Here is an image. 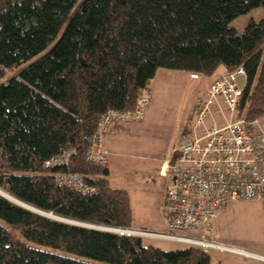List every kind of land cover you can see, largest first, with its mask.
Masks as SVG:
<instances>
[{"label":"trees","instance_id":"16d2710c","mask_svg":"<svg viewBox=\"0 0 264 264\" xmlns=\"http://www.w3.org/2000/svg\"><path fill=\"white\" fill-rule=\"evenodd\" d=\"M262 6L0 0V191L60 219L0 195V264H211L198 247L164 251L141 237L88 227L133 228V212L128 193L110 186L107 165L89 162L86 151L101 118L136 110L159 70L212 77L242 67L238 113L264 119V20L242 31L230 26ZM189 135L186 126L182 137ZM69 150L68 166L44 168ZM59 173L81 176L95 193L57 186Z\"/></svg>","mask_w":264,"mask_h":264},{"label":"built area","instance_id":"2783aa9c","mask_svg":"<svg viewBox=\"0 0 264 264\" xmlns=\"http://www.w3.org/2000/svg\"><path fill=\"white\" fill-rule=\"evenodd\" d=\"M191 74L190 78L198 79ZM246 80L242 67L220 74L196 104L193 134L182 139L172 156L160 168L159 175L168 177L163 198L165 233L154 234L171 242L194 246L209 252L212 248L235 252L231 247L208 241L213 231L212 221L229 205L249 200L259 201L264 209V128L258 119L250 120L238 113L243 89L237 80ZM150 90H145L133 112H107L89 140L86 159L106 166L108 154L103 148V136L110 126L139 122L149 104ZM216 110V119L212 111ZM209 121L210 126L205 124ZM198 130L201 133L198 134ZM74 150L52 157L44 168L68 166ZM59 187L69 188L82 195H92L95 188L76 174L55 176ZM120 236L139 237L144 231L131 228H106ZM240 251V250H238Z\"/></svg>","mask_w":264,"mask_h":264},{"label":"rangeland","instance_id":"374dc122","mask_svg":"<svg viewBox=\"0 0 264 264\" xmlns=\"http://www.w3.org/2000/svg\"><path fill=\"white\" fill-rule=\"evenodd\" d=\"M251 20H264V6L239 16L230 26L242 31ZM216 74L193 80L185 72L159 70L148 85L151 94L143 119L125 123L126 127L114 134L112 144L116 148L110 159L113 162L110 168L111 186L127 191L133 226L138 228L131 229L144 231V235L139 237L143 238L145 245L164 251L185 247L157 236L150 237L167 231L162 199L171 181L168 177L160 176L159 170L171 151L180 145L184 127L191 129L194 126V105L203 97L207 84L215 79ZM237 84L243 89L245 79L240 77ZM212 114L219 118L216 110ZM207 122L205 125L210 126L211 123ZM261 124L264 128V119H261ZM200 133L201 130H198ZM190 135L193 137V134ZM213 227L208 241L244 253L212 248L209 250L211 264L264 263V209L259 201L229 205L216 216ZM96 228L107 231L106 228Z\"/></svg>","mask_w":264,"mask_h":264},{"label":"crops","instance_id":"0c3cea01","mask_svg":"<svg viewBox=\"0 0 264 264\" xmlns=\"http://www.w3.org/2000/svg\"><path fill=\"white\" fill-rule=\"evenodd\" d=\"M234 28V27H233ZM158 72V71H157ZM223 73H225V72H223V71H219L217 74H216V77H215V79L220 75V74H223ZM215 79H213V81H211L210 83H208L207 84V87L205 88V90H204V92L210 87V85L215 81ZM203 92V93H204ZM196 104H197V102L195 103V107H196ZM195 110H196V108H195ZM126 125L127 124H122V125H113V126H110L109 128H108V130L105 132V134H104V136H103V148H104V150L107 152V154H108V157H107V161H108V163H107V167H108V169H109V177H108V179H109V183H110V186H111V166H113V162L110 160L111 159V156L112 155H114V149L116 148L115 147V145H113L112 144V141H113V137H114V134L115 133H118L119 131H120V129H122L123 127H126ZM179 146V145H178ZM178 146L175 148V149H177L178 148ZM175 149H173V150H175ZM173 150L171 151V154H170V156L166 159V160H164L163 161V163H162V165L167 161V160H169L170 158H171V155H172V152H173ZM161 165V166H162ZM161 168V167H160ZM160 171V170H159ZM112 187V186H111ZM113 188V187H112ZM113 189H115V188H113ZM119 190H123V189H119ZM125 191V190H124ZM127 192V191H126ZM164 198V197H163ZM162 204H163V199H162ZM227 209V208H226ZM225 209V210H226ZM224 211V210H223ZM215 220V219H214ZM214 220L212 221V227H213V224H214ZM133 223H134V220H133ZM133 228H136V229H138L137 227H135V226H133ZM166 228V227H165ZM214 228V227H213Z\"/></svg>","mask_w":264,"mask_h":264},{"label":"water","instance_id":"95a60500","mask_svg":"<svg viewBox=\"0 0 264 264\" xmlns=\"http://www.w3.org/2000/svg\"><path fill=\"white\" fill-rule=\"evenodd\" d=\"M0 195L4 196L5 198H7V199H9V200H11V201H13L14 203L18 204L19 206H22V207H24V208H26V209H29V210L33 211V212H36V213L41 214V215L46 216V217H50V218H53V219L60 220L59 218L54 217V216H52V215H50V214L41 213V212L36 211V210H34V209H32V208H29V207H27V206H25V205H23V204H21V203L15 201V200H13L12 198H10L9 196L5 195V194L2 193L1 191H0ZM62 221H64V220H62ZM65 222H66V223H69V224H73V225H78V226H88V225H84V224H80V223H76V222H72V221H66V220H65ZM88 227H89V226H88ZM90 227H91V228H96V227H93V226H90Z\"/></svg>","mask_w":264,"mask_h":264},{"label":"bare ground","instance_id":"6f19581e","mask_svg":"<svg viewBox=\"0 0 264 264\" xmlns=\"http://www.w3.org/2000/svg\"><path fill=\"white\" fill-rule=\"evenodd\" d=\"M235 253H237V254H243L244 252H243V251L240 252V251H237V250H236ZM247 256H248V255H247ZM253 258H255V257H253ZM257 258H258V257H256V259H257Z\"/></svg>","mask_w":264,"mask_h":264}]
</instances>
